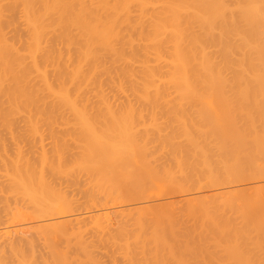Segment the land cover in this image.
Masks as SVG:
<instances>
[{"label": "bare ground", "instance_id": "1", "mask_svg": "<svg viewBox=\"0 0 264 264\" xmlns=\"http://www.w3.org/2000/svg\"><path fill=\"white\" fill-rule=\"evenodd\" d=\"M107 263L264 264V0H0V264Z\"/></svg>", "mask_w": 264, "mask_h": 264}, {"label": "rangeland", "instance_id": "2", "mask_svg": "<svg viewBox=\"0 0 264 264\" xmlns=\"http://www.w3.org/2000/svg\"><path fill=\"white\" fill-rule=\"evenodd\" d=\"M249 185V184H248ZM250 186V185H249ZM248 187V186H247ZM249 188V187H248ZM248 188H246L245 189V191L246 192H249L247 189ZM244 191V192H245ZM192 192V193H191ZM194 191H190V192H186V193H179V192H173V191H160V192H156L155 193V195L153 196V198L151 197V200H150V198H147V200H150V201H147L145 198V200L144 199H141V201L140 200H138V201H140V202H136L135 201V203H133L132 201H131V203L129 202V204H128V206H130V207H132V205L134 206H142V205H144L143 203H145L146 201V203L145 204H148L150 207H151V210H155V209H157V208H159V209H162L163 208V210H166V211H168L169 210V208H170V210H171V208L172 207H177V209H176V207H175V209H176V211H175V213H176V215L178 214V211H179V214L181 215L182 214V211H183V205H185V204H187V198H191V197H188V196H191V195H195L196 196V192L195 193H193ZM176 193V194H175ZM189 193V194H188ZM202 194H204V195H208V194H210L211 193V190H207V189H205V190H203L202 192H201ZM182 194V195H181ZM187 195V196H186ZM192 196V197H193ZM186 198V199H185ZM143 200V201H142ZM183 200V201H182ZM183 206V207H182ZM149 207V208H150ZM167 208V209H166ZM174 208L172 209V210H175ZM180 211H181V213H180ZM112 216H113V219L115 220L116 219V214H114V213H112ZM187 222H189L188 220L186 221V223ZM191 222V221H190ZM187 226H190L189 228H191L194 224H193V222H191V223H188V224H186ZM185 225V223H184V226H182L183 228L186 226ZM185 228H187V227H185ZM184 228V229H185ZM179 229H181V230H179ZM178 229V233L180 234V231H183L182 230V228H179ZM210 250H212V248L210 249ZM100 256V255H99ZM101 257H103L101 260H103L104 262L106 261V262H108V258H105V256H101ZM100 257V258H101ZM108 264V263H107Z\"/></svg>", "mask_w": 264, "mask_h": 264}]
</instances>
